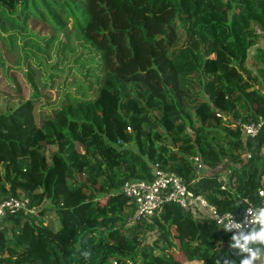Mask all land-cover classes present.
<instances>
[{
    "label": "trees",
    "instance_id": "trees-1",
    "mask_svg": "<svg viewBox=\"0 0 264 264\" xmlns=\"http://www.w3.org/2000/svg\"><path fill=\"white\" fill-rule=\"evenodd\" d=\"M0 21V86L25 99L0 113V200L33 210L2 218L0 264H239L210 219L168 202L132 222L120 189L156 163L220 212L256 201L264 136L241 126L264 115V0H0Z\"/></svg>",
    "mask_w": 264,
    "mask_h": 264
},
{
    "label": "built area",
    "instance_id": "built-area-1",
    "mask_svg": "<svg viewBox=\"0 0 264 264\" xmlns=\"http://www.w3.org/2000/svg\"><path fill=\"white\" fill-rule=\"evenodd\" d=\"M256 33H260L257 29ZM244 141L259 136H264V115L259 116L255 121H249L241 126ZM243 159H248L250 155L245 153ZM197 169H201L199 157L193 158ZM151 167V179H130L121 187L120 193L129 199L134 207L135 213L132 222L146 220L158 212L165 203H173L179 207L190 211L193 218L210 219L219 228L224 230V224L231 219L234 223H247L248 226L242 229L229 231L231 236L239 231L247 232L248 228L253 227L251 216L247 209L264 207V172L262 173V184L257 189L256 201L252 202L245 199L246 207L241 213L220 212L214 205L210 204L204 197L195 195L188 189L183 179L174 172L163 170L158 164L154 163ZM221 189H225L227 175L221 173ZM24 211L32 213L28 207V199L10 198L0 200V223L7 212ZM230 214V215H229ZM255 227H259L255 225ZM257 264H264V257L258 259Z\"/></svg>",
    "mask_w": 264,
    "mask_h": 264
},
{
    "label": "clouds",
    "instance_id": "clouds-1",
    "mask_svg": "<svg viewBox=\"0 0 264 264\" xmlns=\"http://www.w3.org/2000/svg\"><path fill=\"white\" fill-rule=\"evenodd\" d=\"M248 214L251 216V224L247 232L239 231L230 237L229 247L236 250V256L240 257L239 264H256L258 259L264 257V207L249 208ZM230 215V214H229ZM258 225L259 227H255ZM247 223H234L229 219L224 224L225 232L233 229H242L247 227ZM225 264H235V261H225Z\"/></svg>",
    "mask_w": 264,
    "mask_h": 264
},
{
    "label": "rangeland",
    "instance_id": "rangeland-1",
    "mask_svg": "<svg viewBox=\"0 0 264 264\" xmlns=\"http://www.w3.org/2000/svg\"><path fill=\"white\" fill-rule=\"evenodd\" d=\"M0 22H2V21H0ZM2 24L6 28H11L10 30H12V27H15L14 26L15 24L7 22V21H5V23H2ZM0 30L2 32H5L4 30H2V28ZM263 46H264V40H262L261 37H260L258 39L257 45L249 50L247 68H249L251 70L252 74H255V72H256L255 68L252 65V62L254 60L255 49L257 47H263ZM206 48H207V45H206ZM203 50H205L204 46H203ZM208 57H213V54L209 55ZM201 76H202V74H201ZM188 85H189L188 88L190 90H192L194 93H188L185 96V101L187 102V107H188L189 112L193 113L192 110L196 106L195 103L199 102V101L200 102L203 101V99H205V97L200 95L202 89H201V85L199 84L198 76L197 77L194 76V77L190 78L189 81H188ZM198 91H200V92H198ZM24 100H25L24 99V94H22L21 92L15 93L14 91H10L9 89L6 90L4 87L0 86V113L1 112H7V111H9V110H11L13 108H16ZM190 100H193V102H191ZM245 153H247V152H245ZM44 207H46V209H47V212H46V214L43 217L45 222L48 225H50V227H52L53 229H57L60 226L57 213L55 212V210L53 208H50L48 202H46L44 204ZM147 236H148L147 239L149 241H151V239L155 236V233L149 234ZM184 264H200V262H198V261H187Z\"/></svg>",
    "mask_w": 264,
    "mask_h": 264
}]
</instances>
